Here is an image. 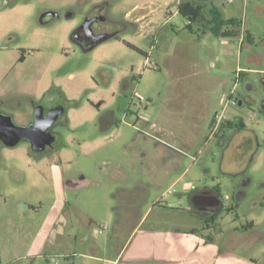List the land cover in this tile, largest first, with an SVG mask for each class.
Wrapping results in <instances>:
<instances>
[{
    "label": "rangeland",
    "instance_id": "obj_1",
    "mask_svg": "<svg viewBox=\"0 0 264 264\" xmlns=\"http://www.w3.org/2000/svg\"><path fill=\"white\" fill-rule=\"evenodd\" d=\"M94 1L102 0H0V111L11 115L18 125H30L34 120V104L40 101L37 97L38 85L46 75V67L51 59L58 57L64 59V64L57 73L63 78L66 93L75 99L67 102L62 90L55 93L53 91L50 98H62L67 106L66 111H75L77 119L74 122L88 119L86 125L75 129L69 125L55 126L57 137L53 147H49L43 154H34L27 141L14 147L0 144V192L3 194L4 191L12 197V193H17V203L31 197H53V185L51 180H47L50 177L46 163L62 153L66 172H71L74 176L77 172H83L93 179L102 180L104 188L101 191L93 187L84 188L82 192L76 193V197L73 196V201L90 213L95 211L98 217L103 218L110 190H114L116 186V183L109 182L107 176L101 173L100 164L103 158L111 154L110 158L120 160L128 172L129 187H134L140 174L142 153L152 150L156 144V141L147 140L143 136L136 139L146 126L134 119L136 109L140 107L155 113L163 105L164 109L169 107L172 99H184L179 108L182 112L197 117L192 122L197 126L195 132L198 135L191 142L187 140L189 136L185 137L184 134L172 138L179 147L185 148L184 167L188 169L187 175L170 193L171 185L180 176V172L171 176L162 187L152 184L147 188L149 196L146 192L143 193L137 199L139 206L137 203L135 206L142 214L150 208L144 221L145 228H197L202 230H199L201 234L215 237V242L222 246V241L215 233L201 229V218L189 209V195L206 186H217V180L220 184L228 180L219 171V147L215 136L209 138L214 129L209 121L216 112H222L225 95L232 94L238 68L248 67L264 71V0H210L213 4L198 0L205 3L204 7L208 11L214 5L222 18H234L244 24L246 31L248 29L255 40L254 43H249L245 39L243 46H238L236 39L226 40L212 34L204 35L199 30L198 21L189 30L186 27L188 21L178 12L181 0H109L113 19L126 20L129 12L127 19L133 21L137 17H143L142 23H138L135 28L129 27L122 33V38L128 43L108 41L89 53H81L70 42L66 25L70 22L76 24L82 17L79 14L76 19H69V11L72 8L78 13L81 8L87 11ZM46 10L59 12L61 19L50 25H42L41 16ZM160 31L164 33L160 35V40L171 35L174 37L171 44L177 52L175 59L188 60L187 72L174 74L160 64L158 50H151L152 35L159 36ZM222 41H228V45L222 44ZM129 43L151 53L146 64L144 55L132 49ZM229 47H235V52L231 55L225 52ZM100 48L103 52L98 50ZM104 53H108L107 59L101 58ZM22 54L24 60L21 59ZM100 70L126 78L129 85L123 87L114 82V92L101 79ZM94 77L100 82L97 81L99 87H93L96 81ZM223 77L228 80L227 87ZM99 98L107 101V107L102 106V112L96 105L84 102L86 99L97 101ZM70 101H77L79 105L74 107ZM109 109L112 110L115 124L107 135L99 130V116ZM228 113L229 117L241 113L249 126L257 124L252 111L245 108L230 105ZM176 121L179 125L188 123L185 120L180 121L178 117ZM41 161L44 163L37 165ZM39 170L46 179H39ZM135 170H139V173ZM263 170L264 163L254 169L258 179L263 177L258 176ZM220 176L223 178L219 179ZM112 181L114 182L113 179ZM105 198L107 200L103 201ZM249 201L250 199L239 212L240 220L230 215L226 221L240 226L253 219V215L249 214ZM2 203L1 196L0 205ZM15 208L17 223L29 222L27 212L22 211L21 217L19 211L22 208L19 205ZM42 215L40 212L38 216ZM100 223L102 229L106 223L98 221L97 225ZM37 225L38 223H34V227ZM257 230L260 231L257 234L259 243L242 256L257 258L258 264H264V224H258ZM128 236L129 232L120 241L125 242ZM97 248L98 256L104 259L115 257L116 248L109 238L104 241L103 247L98 245ZM2 250L7 255L4 245ZM79 261L78 264H84L83 260Z\"/></svg>",
    "mask_w": 264,
    "mask_h": 264
},
{
    "label": "crops",
    "instance_id": "obj_2",
    "mask_svg": "<svg viewBox=\"0 0 264 264\" xmlns=\"http://www.w3.org/2000/svg\"><path fill=\"white\" fill-rule=\"evenodd\" d=\"M184 1L195 2L202 6H205L206 1L209 2L208 4H213V0H201L205 3H200L198 0ZM211 8L216 7L212 5ZM74 25V22L66 25L68 32ZM243 28L245 29L244 24ZM247 31L254 41V35L248 29ZM160 32L159 36H155L157 41L155 49L158 50L160 64L174 74L187 72L188 60L185 58L175 59L177 52L171 44L174 37L171 35L166 37L167 40L163 37L160 40V35L164 34L162 31ZM244 40V35L236 39V42L239 43L238 46H243ZM222 44L228 45V41H222ZM234 49L235 47H229L225 52L227 55H231L235 52ZM98 50L103 52L101 48ZM141 51L146 52L145 50ZM183 55L185 56V53ZM102 56L101 58L107 59L108 53H104ZM63 64L64 59L62 58L51 59L46 67V75L38 85L37 97L41 99L48 93L45 101L48 100L47 105L50 108L56 103H63L62 98H49L53 91L55 93L57 90H62L67 102L75 99L74 96L66 93L63 78L57 73ZM94 79L96 78L94 77ZM222 80L226 81L227 78L223 77ZM97 81V79L94 81L93 87L100 86V82ZM106 85L110 88L113 83H106ZM112 88L116 92V87ZM84 102L96 105L100 112L104 107H107V101L102 98L97 101L86 99ZM182 102L184 99H172L169 107L164 109L163 105L159 109L156 108L157 112L155 113L142 110L140 107L136 109L137 113L134 119L146 124L136 139L139 140L140 136H143L147 140L156 141V144L152 150L142 153L140 174L134 187H129V183H127L129 175L120 160H113L110 158L111 154L103 158L100 164L102 165L101 173L107 176L109 182L116 183L114 190H110L111 194L108 197L109 202H106L108 206L104 207L107 210L103 213V218L98 217L95 211L90 213L73 201V196L76 197V193L82 192L84 188L93 187L101 191L104 188L102 180L93 179L83 172H77L76 176L71 172H66L62 153H58L56 158L46 163L47 174L50 177L47 180H51L53 185L54 195L51 194L53 197H31L17 203V193H12V197L4 191L3 194L0 192L3 198V203L0 205V262L4 264H15L16 262H20L19 264H78L81 259L84 264H258L252 263L248 258L240 255L241 247L237 244L232 243L229 249L225 250L215 240L207 241L197 228L169 230L155 226L144 227V221L150 208L144 214L137 210L135 205L137 203L139 206L140 196L145 192L149 196L147 188H150L152 184L162 187L171 176L180 172V176L171 185L174 187L188 172V169L184 167L185 148L179 147L172 137L184 134L185 137L189 136L187 137L189 142L194 140L193 137H196L198 132H195L197 126L192 121L197 117L182 112L179 108ZM215 114L211 120L209 119V123L214 126L209 138L217 130V125L214 122ZM65 116L64 125H69L73 129L86 125L88 121V119H83L74 122L76 115L75 111L71 109L66 111ZM176 116L182 122L188 121V125L184 122L181 124L185 126L179 125ZM171 121L173 123H170ZM114 124L115 118L112 115V110L109 109L99 116L101 132L109 135L108 131ZM190 130L191 132H188ZM187 140L185 138V141ZM0 144L6 147L2 141ZM171 153H180V156L176 161L170 162L169 155ZM43 163L44 161H41L37 165ZM29 165H31V161H29ZM135 172L139 173V170H135ZM40 176L39 179H46L41 171ZM105 200L107 199L105 198L103 201ZM17 205L22 208L19 211V216L23 217L22 211L27 212L29 222L17 223L15 220ZM110 206H112L111 209H108ZM40 212L43 213L41 217L38 216ZM98 221L106 223L103 225V230L100 228L101 223L99 226L97 225ZM34 223H38V225L34 227ZM33 227L34 229H32ZM127 232H129L128 238L125 242H121L120 239ZM107 238L111 240L116 250L115 257L104 259L97 255V246L103 247ZM3 245L7 249V255L2 250Z\"/></svg>",
    "mask_w": 264,
    "mask_h": 264
},
{
    "label": "flooded vegetation",
    "instance_id": "obj_3",
    "mask_svg": "<svg viewBox=\"0 0 264 264\" xmlns=\"http://www.w3.org/2000/svg\"><path fill=\"white\" fill-rule=\"evenodd\" d=\"M111 9L109 0L94 1L89 10L85 11L81 8L79 13L75 8L70 9L69 19H76L79 14L82 17L81 21L77 22L68 32L70 42L81 53H89L108 41L128 43L122 38V33L129 27H137L138 23L143 21V17H137L133 21L127 19L130 15L129 12L126 14V20L113 19L110 14ZM57 19H61L59 12L46 10L42 13L41 23L42 25H50ZM242 31L243 33L248 32L244 28H242ZM104 35L108 39L100 42ZM153 35L151 38V50L157 44ZM129 44L132 49H136L144 55L146 64L151 53L141 51L135 45ZM248 62H250V58ZM99 72L101 79L105 83L116 82L123 87L129 85V81L122 76L117 74L113 76L110 71L107 72L105 70H100ZM225 83V87H227L228 80ZM47 95L49 94H45L38 103L34 104V111L39 105L45 107L46 113L59 106L65 109L64 113L59 116L57 122L50 129L56 139L57 133L54 127L57 125L64 126L66 122L65 103H56L50 108L47 105L48 100L45 101ZM232 95L235 97V104L225 101L222 110L224 116L218 124L215 122L217 130L213 135L219 147V171L221 175L228 177V180L221 184L217 180V186H206L201 190L190 193L189 209L192 211L191 213L201 218L203 222L201 229L211 230L215 233L222 241V247L225 250L229 249V246L234 243L241 247L239 254L243 255L259 243L260 239L257 234L260 231L257 230V225L263 226L264 224V170L258 175L263 176L261 179H258L255 172H253L254 169H258L264 163V71L248 67L239 68L236 71ZM230 105L252 111L253 117L257 119V124L249 126L241 113L234 115V117H229L228 108ZM62 116L64 117L60 119ZM30 149L31 151L33 150L31 145ZM47 149L44 152L37 153L33 151V153L43 154L47 152ZM176 154L178 156H175ZM179 156L180 153H171L169 155L170 162L176 161ZM221 178L223 177L220 176L219 179ZM249 199V214L253 215L254 218L245 224H240V226L227 222L226 220L230 215L240 220L239 212ZM197 230L199 231L200 229ZM203 236L208 239L207 241L215 240L213 236L205 234ZM248 259L252 263H259L257 258Z\"/></svg>",
    "mask_w": 264,
    "mask_h": 264
},
{
    "label": "water",
    "instance_id": "obj_4",
    "mask_svg": "<svg viewBox=\"0 0 264 264\" xmlns=\"http://www.w3.org/2000/svg\"><path fill=\"white\" fill-rule=\"evenodd\" d=\"M107 39L108 37L104 35L100 42ZM64 110L62 106H59L46 113L45 107L39 105L35 109L34 121L28 126L16 124L11 115L0 111V141L7 147H14L22 141H27L33 151L44 152L47 147L53 146L55 135L50 129Z\"/></svg>",
    "mask_w": 264,
    "mask_h": 264
},
{
    "label": "trees",
    "instance_id": "obj_5",
    "mask_svg": "<svg viewBox=\"0 0 264 264\" xmlns=\"http://www.w3.org/2000/svg\"><path fill=\"white\" fill-rule=\"evenodd\" d=\"M178 12L181 16H183L188 24L186 27L189 30H192V24L196 21L199 22V26L201 31H203L204 35L212 34L217 37H221L223 39H239L243 35H245V39L249 41V43H253V39L249 32L246 34L243 33L242 28L243 24L241 21L230 18L224 19L219 14L216 8H211L209 11L206 7L189 1H182L178 6ZM21 59H24V55L22 54ZM74 105V107L79 105L77 101H70ZM215 122V119H214ZM33 152V150H32ZM206 238V237H205ZM206 240H208L206 238Z\"/></svg>",
    "mask_w": 264,
    "mask_h": 264
},
{
    "label": "built area",
    "instance_id": "obj_6",
    "mask_svg": "<svg viewBox=\"0 0 264 264\" xmlns=\"http://www.w3.org/2000/svg\"><path fill=\"white\" fill-rule=\"evenodd\" d=\"M225 100L228 101L231 104H235V99H234V97H233L232 94L230 95V98H228V96L225 95ZM223 116H224L223 111L221 113H219V112L216 113V115H215V122H216V124H218L220 122V120L222 119ZM172 188H174V187H171V189L169 190L168 193H170V191L172 190Z\"/></svg>",
    "mask_w": 264,
    "mask_h": 264
}]
</instances>
